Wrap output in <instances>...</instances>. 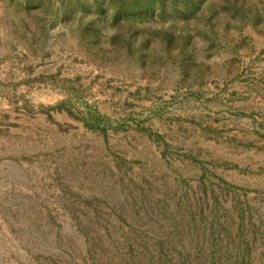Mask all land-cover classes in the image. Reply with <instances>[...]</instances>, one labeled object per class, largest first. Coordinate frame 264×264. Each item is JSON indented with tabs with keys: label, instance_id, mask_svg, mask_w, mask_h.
<instances>
[{
	"label": "rangeland",
	"instance_id": "374dc122",
	"mask_svg": "<svg viewBox=\"0 0 264 264\" xmlns=\"http://www.w3.org/2000/svg\"><path fill=\"white\" fill-rule=\"evenodd\" d=\"M0 264H264V0H0Z\"/></svg>",
	"mask_w": 264,
	"mask_h": 264
}]
</instances>
